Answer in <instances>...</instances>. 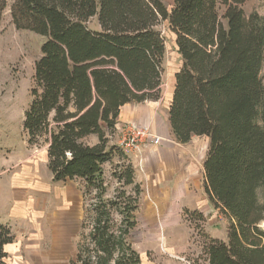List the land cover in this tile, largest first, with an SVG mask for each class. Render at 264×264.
I'll return each instance as SVG.
<instances>
[{"label": "trees", "instance_id": "trees-1", "mask_svg": "<svg viewBox=\"0 0 264 264\" xmlns=\"http://www.w3.org/2000/svg\"><path fill=\"white\" fill-rule=\"evenodd\" d=\"M166 1L14 0L11 5L17 28L46 36L24 115L28 142L45 138L53 179L79 182L85 215L94 223L68 264L142 263L130 240L139 223L141 183L129 155L110 137L123 105L161 97L163 20L176 34L182 59L169 123L178 142L209 137L205 191L230 219L227 241L206 234L202 251L209 264H264V202L258 197L264 190V17L246 15L247 0H172L171 6ZM6 8L0 0V23ZM94 18L97 27L90 26ZM92 135L94 144L85 141ZM117 152L121 162L112 177L119 186L108 196L104 164ZM184 213L191 221L204 218ZM117 214L123 225L116 227ZM14 240L11 227L0 224V264H7L5 246Z\"/></svg>", "mask_w": 264, "mask_h": 264}, {"label": "rangeland", "instance_id": "rangeland-1", "mask_svg": "<svg viewBox=\"0 0 264 264\" xmlns=\"http://www.w3.org/2000/svg\"><path fill=\"white\" fill-rule=\"evenodd\" d=\"M13 1L6 0L7 8L0 23V224L11 227L15 235L14 242L16 241L7 258V264H68L76 253L77 243L82 235L89 236L94 223L90 215H85L79 182L75 180L63 182L53 179L48 167L49 144L45 138L37 144L28 142L23 126L24 115L31 101L35 64L42 55L41 46L46 36L29 29L16 27L10 12ZM166 2L171 6L172 0ZM242 7L246 15L257 12L264 17V0H247ZM223 11L224 6L221 5L220 13L222 14ZM97 25L96 19H92L90 26L97 27ZM158 28L165 38L166 45L161 97L158 100L162 107L161 110L165 111L173 94L175 73L180 69L182 59L176 44V34L170 27L169 21H161ZM261 76L264 82V65ZM110 138L111 142L115 143L114 134ZM85 141L94 144L97 137L92 135ZM118 149L127 154L130 152L120 145ZM119 158L120 154L117 152L110 161L104 164V175L109 184L108 196L114 194L115 188L119 186V183L112 177L113 170L121 162ZM133 166L136 180L141 183L142 193L137 212L139 223L132 232L130 240L139 251H143L144 254L147 252L151 257L155 253L154 248L163 249L164 234L165 232L170 233L171 228L164 227L161 221L151 223L144 219L146 203L152 199L150 197L151 187L148 179L143 176L142 167ZM201 191L203 197H207L202 188ZM28 194L34 201V205H30V208L27 202ZM59 194L63 195L62 198L58 197ZM67 197H69L68 203L65 200ZM258 197L260 202H264L262 188L258 190ZM44 199L46 200V211L38 215L40 211L36 204L39 203L42 208L45 205ZM64 203L67 205L65 206ZM67 208H69L68 214ZM34 211H38L36 212L38 222L35 226L33 225V228L42 229L41 235L30 233V222L28 216L24 214L31 212L29 216L34 215ZM205 211L207 212L205 218L194 222H189L185 211L181 212L183 222L187 219L185 223L190 228L188 257H178L185 264H205L206 255L202 250L206 240L204 236L208 234L206 233L207 228L211 229L213 235L226 241L228 239L230 219L220 215L219 211L212 207L206 206ZM58 212L62 217V231L59 237L54 234L55 225L52 226L57 221ZM122 220L121 215H115L113 225L122 226ZM260 226L264 228V221ZM180 228L182 233L179 241L185 237L186 232L184 227ZM152 232L155 235H152Z\"/></svg>", "mask_w": 264, "mask_h": 264}, {"label": "crops", "instance_id": "crops-1", "mask_svg": "<svg viewBox=\"0 0 264 264\" xmlns=\"http://www.w3.org/2000/svg\"><path fill=\"white\" fill-rule=\"evenodd\" d=\"M171 100L172 96L165 111L161 110L162 107L158 100L126 103L121 108L114 134V141L119 144L125 124L132 122L149 125L152 131L163 139L161 143L151 142L148 146L139 150H131L128 153L133 165L142 167L143 176L148 179L151 187L150 194L152 195L150 197L152 199L146 203L147 208L144 219L151 223L161 221L164 227L171 228L170 233L165 232L164 234L163 242L165 245H163V249L154 248L155 253L151 257L147 252L144 254L143 251H139L134 246L141 255V264H185L178 257H188L190 228L185 223L188 221L187 219L186 221L184 219L185 222H183V214L181 213L186 209L202 213L205 218V213H207L205 208L208 206L218 210L219 214L224 216L219 209L213 206L205 191L204 162L209 148V137L194 135L187 143L178 142L168 120V109ZM196 137H200V139H196ZM201 188L207 197H203ZM61 196L63 195L59 194L58 197L62 198ZM27 198L30 208V205H34V201H32L30 194ZM68 199L69 197L65 199L66 203H68ZM43 203H46L45 199ZM73 204L75 203L73 202ZM36 206L40 211L37 213L38 215L46 211V204L42 208H40L39 203ZM68 206L71 205L68 204ZM28 210L30 211V209ZM38 211H34L35 214L30 216L29 213L31 212H25L24 214L28 216L30 222V233L41 235L42 229L33 228V225L35 226L38 222V219H36V212ZM66 211L68 214L69 208ZM59 212L56 215V223L52 224V226L55 225L54 234L58 237L61 235L60 231H62V217ZM51 217L53 218V216ZM180 227H184L186 232L185 237L179 241V236L182 233ZM206 233L211 237L219 238L212 234L211 229L207 228ZM15 243L16 241L5 246L8 253H11L12 246ZM205 264H209L207 258Z\"/></svg>", "mask_w": 264, "mask_h": 264}, {"label": "built area", "instance_id": "built-area-1", "mask_svg": "<svg viewBox=\"0 0 264 264\" xmlns=\"http://www.w3.org/2000/svg\"><path fill=\"white\" fill-rule=\"evenodd\" d=\"M162 137L155 134L149 125L129 122L125 124L119 145L125 150H139L149 143H161Z\"/></svg>", "mask_w": 264, "mask_h": 264}]
</instances>
